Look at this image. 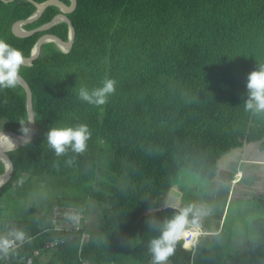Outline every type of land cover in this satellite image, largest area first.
<instances>
[{
    "label": "trees",
    "instance_id": "16d2710c",
    "mask_svg": "<svg viewBox=\"0 0 264 264\" xmlns=\"http://www.w3.org/2000/svg\"><path fill=\"white\" fill-rule=\"evenodd\" d=\"M0 9V39L25 57L42 33L68 39L63 20L15 36L12 23L35 10L27 0H0ZM58 11L50 5L21 27L36 28ZM66 15L74 29L70 49L44 42L39 55L20 70L31 91L36 132L7 151L13 168L0 186V235L20 229L31 240L0 255V264H25L35 248L42 260L32 264H151L150 240L179 211L163 202L181 171L211 175L219 155L242 141L264 138V113L245 110L248 74L264 64V0H76ZM109 79L115 81V92L106 104L97 107L79 99L81 88L91 92ZM221 99L232 106L234 120H251L246 130L221 121L224 116L215 112ZM21 120L28 127L23 87L0 90V129L22 133ZM79 124L91 132L86 151L69 149L56 156L47 145L48 130ZM217 131L227 134L226 146ZM37 173L76 179L84 190L53 200L42 214L4 218V195L13 181ZM56 204L78 209V230H54L49 214ZM252 225L258 228L255 239L225 261L264 264V220ZM82 233L87 239H81ZM60 238L63 243L43 248ZM198 250L201 259L193 255ZM217 258L210 246L186 249L180 240L167 262L219 264Z\"/></svg>",
    "mask_w": 264,
    "mask_h": 264
},
{
    "label": "crops",
    "instance_id": "0c3cea01",
    "mask_svg": "<svg viewBox=\"0 0 264 264\" xmlns=\"http://www.w3.org/2000/svg\"><path fill=\"white\" fill-rule=\"evenodd\" d=\"M251 165H264V138L246 141L219 155L211 175L184 168L188 176L181 175L174 183L179 191L175 207L180 210L191 205L199 209L195 222L187 227L198 232L197 244L210 246L225 232L228 247L223 249L227 255L224 259L243 251L239 250L241 238L236 237L241 232L233 224L264 220V168L257 170ZM238 198L244 201L240 206L235 205ZM189 220H193L192 214ZM39 257L36 259L42 260Z\"/></svg>",
    "mask_w": 264,
    "mask_h": 264
},
{
    "label": "clouds",
    "instance_id": "9594fccd",
    "mask_svg": "<svg viewBox=\"0 0 264 264\" xmlns=\"http://www.w3.org/2000/svg\"><path fill=\"white\" fill-rule=\"evenodd\" d=\"M24 64L25 57L22 50L0 39V90L16 88L20 84V70ZM246 86L248 99L245 102V110L264 113V64L248 74ZM114 92L115 81L109 79L105 80L101 87L93 89L91 92L86 88H81L78 96L82 101L99 107L106 104L107 97ZM28 120L29 123L35 122L32 117H29ZM20 124L23 137L30 140L29 128L25 126L23 120L20 121ZM90 137L91 132L86 124H79L75 127H52L46 133L47 145L56 156L64 155L69 149L77 154H82L87 149V141ZM2 145H6L8 151H13L16 148L15 141L0 132V146ZM68 163H71V160ZM190 214L193 215L191 221L189 220ZM198 215L199 209L190 205L180 209L174 216L162 222L160 235L149 242L151 264H167L169 257L175 252L177 242L185 238L187 227L195 222ZM67 218L75 224H79L80 217L78 215L68 214ZM26 239L28 242L31 240L30 237L26 238V233L20 229L9 231L7 236L0 235V255L6 257L17 246V242L22 245ZM184 246L182 247L188 249L189 244L185 243Z\"/></svg>",
    "mask_w": 264,
    "mask_h": 264
},
{
    "label": "rangeland",
    "instance_id": "374dc122",
    "mask_svg": "<svg viewBox=\"0 0 264 264\" xmlns=\"http://www.w3.org/2000/svg\"><path fill=\"white\" fill-rule=\"evenodd\" d=\"M232 111V106L224 105L222 99L220 103L215 107V112L217 113V115L224 116V119L221 120L224 124L229 122L231 123V126L240 125L244 127L242 128V130H246V127H249L251 120L248 121L247 116H245L244 122L238 121L240 119L234 120L231 114ZM255 122L256 121H254V123ZM218 135L222 136L221 143L222 145L226 146L228 144V142H226L225 140L227 134H221L220 132H218ZM206 136L209 137L208 134H206ZM237 136H239V134ZM238 141L242 140L238 139ZM242 142L244 143V141ZM212 155H215V153H212ZM251 166H253V168H256L257 170H261L264 168V165ZM23 175L18 176L16 179L17 181H13L11 188L7 190L6 194L4 195V198L6 200V202L3 204L4 218L9 216L10 219L17 221L24 218H30L32 215L42 214L46 210L47 205L50 204L53 200L74 197L78 194H81L84 190V185L76 179H69L66 177L50 175L46 173H37L35 175L27 177L26 175ZM181 175L188 176V172L183 169L179 176ZM243 203L244 201L239 198L235 200V205L240 206ZM86 221H89L88 217H86ZM233 227H238V229H236L237 232H241L240 237H236L238 239L241 238L242 241H240L241 245L239 250H244L247 246L244 244V242L248 239H255V231H258V228L254 227L250 223H243L241 221L233 224ZM233 230L234 229H232V232ZM224 234L225 232H222L212 242L213 244L210 245L211 251H214L219 255V258L216 259H219V264H232L229 260L225 261L226 259H224L227 255L223 254L222 249H226L228 247L225 245L226 241ZM193 255L194 257H196V259H201L203 257L200 250H198ZM121 258L123 261H125V257L123 255L121 256ZM167 264L170 263L167 262Z\"/></svg>",
    "mask_w": 264,
    "mask_h": 264
},
{
    "label": "water",
    "instance_id": "95a60500",
    "mask_svg": "<svg viewBox=\"0 0 264 264\" xmlns=\"http://www.w3.org/2000/svg\"><path fill=\"white\" fill-rule=\"evenodd\" d=\"M1 1L8 3L13 0H1ZM27 1L31 2L35 6V10L27 18L19 19L12 23L11 32L15 36L23 37L32 34L33 32L36 31H44L50 26H52L56 21L63 20L68 25V39L63 40L60 37L50 32L42 33L39 36V38L36 40L30 55L26 57L24 56L25 64H31V62L39 55V53L41 52L42 44L44 42L52 41L62 50L70 49L74 38V29L66 13L73 10V8L76 6V0H69V3H65L61 0H44L43 2H36L35 0H27ZM50 5L58 6L59 11L56 14H54L48 22L43 23L31 30H25L21 28L22 24L36 20L43 13L45 8H47ZM20 85L23 87L25 91L27 118L29 117L34 118L33 110H32L31 91L29 85L22 76H21ZM28 128L30 130L28 135L30 136V140H31L36 132L35 122L29 123L28 120ZM0 132L3 133L7 132L10 135L16 136L20 142L17 146L23 145L30 141L29 139L24 138L22 133H17L11 129H0ZM1 154L4 158H6L5 159L6 163L4 164V170L0 173V186L10 177L13 168L11 156L7 153V151H3L1 152ZM178 196H179V191L178 189H176L175 184H173L165 199V205L175 207V201Z\"/></svg>",
    "mask_w": 264,
    "mask_h": 264
},
{
    "label": "built area",
    "instance_id": "2783aa9c",
    "mask_svg": "<svg viewBox=\"0 0 264 264\" xmlns=\"http://www.w3.org/2000/svg\"><path fill=\"white\" fill-rule=\"evenodd\" d=\"M68 214H76L80 217L79 224H75L73 221L69 220L67 218ZM81 213L78 211V209L71 205H60L56 204L52 207L51 212L49 214V220L56 231H64L68 230L70 227H73L74 230H78L80 228V222H81ZM12 239V237H9ZM197 238H198V232L195 230L187 229L186 230V236L184 239H182V246L185 245V243L189 244V247L194 249L197 244ZM81 239H87V234L82 233ZM27 241V239H26ZM25 241V242H26ZM63 243V239H53L50 241H47L43 248H51L54 246H57L59 244ZM21 246L19 242H17V246L14 248H17ZM185 247V246H184ZM39 255V249H34L31 254H29L25 259V264H32L34 262V259L38 257Z\"/></svg>",
    "mask_w": 264,
    "mask_h": 264
},
{
    "label": "bare ground",
    "instance_id": "6f19581e",
    "mask_svg": "<svg viewBox=\"0 0 264 264\" xmlns=\"http://www.w3.org/2000/svg\"><path fill=\"white\" fill-rule=\"evenodd\" d=\"M4 134H7V135L11 136L13 139H15L16 146L20 143L16 136L10 135L7 132H5ZM3 151H8L6 145L0 146V160L5 164L6 163V161H5L6 158H4L2 156V154H1V152H3Z\"/></svg>",
    "mask_w": 264,
    "mask_h": 264
}]
</instances>
